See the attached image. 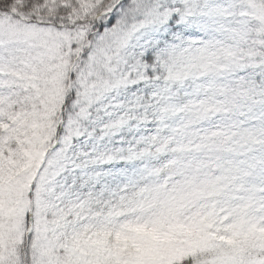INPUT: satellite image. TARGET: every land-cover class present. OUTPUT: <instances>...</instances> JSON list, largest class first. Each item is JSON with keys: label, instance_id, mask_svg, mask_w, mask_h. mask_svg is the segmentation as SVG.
I'll use <instances>...</instances> for the list:
<instances>
[{"label": "snow or ice", "instance_id": "snow-or-ice-1", "mask_svg": "<svg viewBox=\"0 0 264 264\" xmlns=\"http://www.w3.org/2000/svg\"><path fill=\"white\" fill-rule=\"evenodd\" d=\"M0 264H264V0H0Z\"/></svg>", "mask_w": 264, "mask_h": 264}]
</instances>
